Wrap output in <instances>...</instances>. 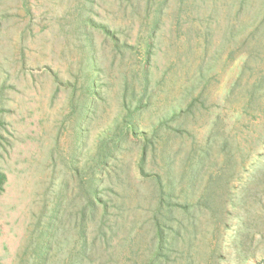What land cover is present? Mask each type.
Here are the masks:
<instances>
[{
	"label": "rangeland",
	"instance_id": "rangeland-1",
	"mask_svg": "<svg viewBox=\"0 0 264 264\" xmlns=\"http://www.w3.org/2000/svg\"><path fill=\"white\" fill-rule=\"evenodd\" d=\"M92 2L0 0V45L8 57L10 41L23 36L32 64L46 65L51 52L44 41L65 38L59 29L68 31L87 5L89 18L118 29L130 44L119 54L104 44L107 75L99 85L105 101L98 107L106 124L136 111L143 84L134 74L135 42L159 18L150 38L153 77L139 106L137 133L145 128L147 135L138 145L146 144V160L134 204L126 202L125 239L101 246L100 264H264V112L248 100L249 84L264 70V0ZM6 119L13 123L10 113ZM137 148L128 157L136 158ZM156 172L166 173L169 198L155 191ZM8 177L0 196V243L11 251L6 264L28 236L21 221L29 203L21 178ZM65 229L64 257L72 246ZM131 236L134 243H125Z\"/></svg>",
	"mask_w": 264,
	"mask_h": 264
},
{
	"label": "trees",
	"instance_id": "trees-1",
	"mask_svg": "<svg viewBox=\"0 0 264 264\" xmlns=\"http://www.w3.org/2000/svg\"><path fill=\"white\" fill-rule=\"evenodd\" d=\"M86 6L76 11L79 21L68 31L59 29L65 38L44 41L51 52L46 65L32 64L23 36L10 41L8 57L0 45V196L11 175L24 182L29 200L28 216L21 221L28 236L10 264H100L101 246L119 245L125 239L120 235L127 233L126 202L134 204L146 160V144L138 145L147 135L145 128L137 133L143 116L139 106L153 77L150 38L160 21L148 24V36L135 42L134 74L143 84L136 111L105 124L98 107L105 101L99 85L107 75L104 44L109 41L116 54L127 52L130 44L118 29L89 18ZM261 73L249 84L248 100L264 112ZM8 113L13 123L6 121ZM136 148L137 157H128ZM153 174L155 191L169 198L173 189L169 182L162 184L166 173ZM66 227L72 246L64 257L60 237ZM157 236L160 242L162 231ZM125 243H134V236ZM0 249V264H6L10 247L3 241Z\"/></svg>",
	"mask_w": 264,
	"mask_h": 264
}]
</instances>
